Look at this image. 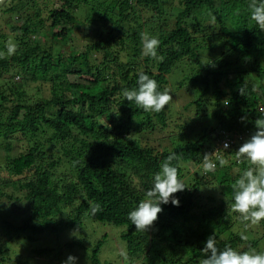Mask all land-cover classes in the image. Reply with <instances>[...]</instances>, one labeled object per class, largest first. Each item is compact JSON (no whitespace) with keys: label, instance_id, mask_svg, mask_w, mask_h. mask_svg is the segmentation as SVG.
<instances>
[{"label":"trees","instance_id":"1","mask_svg":"<svg viewBox=\"0 0 264 264\" xmlns=\"http://www.w3.org/2000/svg\"><path fill=\"white\" fill-rule=\"evenodd\" d=\"M54 1L45 20L40 0H0V264H62L69 255L77 264H200L210 235L220 250L259 247L264 220L255 225L262 232L253 230L232 210V185L254 167L236 151L264 116V30L250 18V0ZM43 22L50 44L33 33ZM142 33L159 39L162 60L143 55ZM77 41L83 49H66ZM9 42L16 45L11 55ZM182 63V79L170 82ZM140 72L161 92L188 86L194 99L183 109L216 124L189 139L187 124L171 116L176 100L158 113L125 100L123 90L137 87ZM250 73L257 81L245 79ZM39 79L45 84L33 90ZM221 137L234 145L204 173L203 154ZM171 152L186 186L175 194L179 206L162 204L154 225L136 231L128 213L146 199ZM95 204L102 210L93 213ZM97 223L122 227V261L101 260L108 233ZM11 243L47 259L24 256Z\"/></svg>","mask_w":264,"mask_h":264},{"label":"clouds","instance_id":"2","mask_svg":"<svg viewBox=\"0 0 264 264\" xmlns=\"http://www.w3.org/2000/svg\"><path fill=\"white\" fill-rule=\"evenodd\" d=\"M248 7L251 20L260 30H264V0H250ZM141 40L144 56L163 59L158 56L157 50L160 46L158 38L142 33ZM7 50L8 55L14 54L16 45L9 42ZM0 58H3V54H0ZM136 83V88H126L122 95L125 100L135 103L145 112L158 113L173 100L167 89L163 92L158 91L157 81L144 72L138 74ZM241 94H243L242 90ZM227 104L226 100L225 105ZM246 119V116L241 117L242 122ZM255 127L257 130L236 151L237 158H246L254 167L246 169L232 185L234 200L232 210L239 213L241 220L249 226L258 225L261 220H264V116L255 120ZM222 139L224 138L216 140L215 147L207 149L203 154L201 165L204 173L215 170L216 165L213 161L218 157L215 151ZM224 147H219V151L231 148L227 143ZM177 159H179L177 153L171 152L161 162L160 170L154 175L153 187L145 193L146 199L141 200L138 206L128 213L127 218L135 225L136 231L146 232L154 225L158 215L163 211L162 204L170 202L173 206H179L180 202L175 194L183 191L186 186L179 177L178 169L173 166L172 162ZM225 163L223 159L220 160L222 166ZM101 210L99 204L92 207L93 213ZM241 239L246 240L247 236L242 235ZM201 253L204 258L200 260V264H264V253H257L255 250L238 252L230 246H225L223 250H220L217 247L215 235L207 238ZM77 260V257L69 255L65 261H62V264H77Z\"/></svg>","mask_w":264,"mask_h":264},{"label":"rangeland","instance_id":"3","mask_svg":"<svg viewBox=\"0 0 264 264\" xmlns=\"http://www.w3.org/2000/svg\"><path fill=\"white\" fill-rule=\"evenodd\" d=\"M40 1H41V7H44L45 10L42 12L41 16L38 17V18H41V19L43 18V19L46 20V19H48L49 15H50V12L48 11L49 10L48 7H50V6L53 7L55 5H59V3L57 1H54V2L51 3V0H40ZM44 1H48L49 4L46 5L44 3ZM37 5H39V3ZM37 5H36V7L33 8L34 9L33 11L31 9V11H29V12L30 13H35V11L37 9ZM33 33H35L34 36H40L42 40H44V41L47 40V41H49V44L51 43L52 36H51V34L49 32L47 33V28H46V23L45 22H43L39 27H37V30H34ZM44 33H47V35L42 36ZM44 44H45V42H44ZM70 44L66 45V49L67 50H71L72 46H74V45H76L77 47H80L81 49L84 48V44H81L80 41H77V43L74 42L71 46H70ZM49 47L50 46L48 45L47 48H49ZM178 67L179 68L177 70V73L175 74L173 72V74L171 75L170 82H172V78H173V79H175V82H173V83H177V81L179 79H182V77H183L182 73L184 72V70L187 71V66H186L185 63H182ZM174 75H175V77H174ZM250 75H252V76H250ZM257 76H258V74H256V73H250L249 76H245L246 77L245 79H250V80H253V81H257V79H256ZM15 79L17 81L22 80L18 76H16ZM39 80H41V79H39ZM39 80H36L35 82L32 83L31 87H32L33 90L37 89L39 85L45 84L42 80H41L42 83H37V82H40ZM3 83H4V80H3ZM3 83L1 82V79H0V88L2 87ZM187 87L184 88V91L183 90L180 91L178 89L175 90L173 86H172V89L170 88V90H172L171 94H172L173 100L177 101V103H172V102L170 103V104H175L176 105L171 110V116H173V119L175 121L179 122L180 124H185V126L187 124V127L183 131V134L188 135L189 139H195L201 134V132L203 131V129L205 127L214 126L216 124V122H214L213 117L212 118H210V117L209 118H205V116H200V117L199 116H195L193 110H191V109L190 110L183 109V107H182L183 104H186V103H188V102H190V101H192L194 99L193 93L191 91L188 92L187 89H186ZM257 90H258V95L262 96L260 90L258 89V86H257ZM44 93H45V95L47 97L51 96V92H50L49 89H47L46 92H44ZM174 126H175V122L171 125V129L172 128L174 129ZM167 132H169V131H165V132H161V133H166L167 134ZM150 137H151L150 141L152 142V144H154L155 146L159 145L160 138L158 139L159 134L157 132H154L153 134H151ZM162 145L163 146L166 145V140L165 139H162ZM190 175H192V177H193L194 174H190ZM219 175H221V173H219ZM14 186L15 185H10L9 189L10 190H14L15 189ZM7 203H9V202H7ZM97 224H98V226L101 227V231L103 233H105V232L108 233V237L106 239V242L104 243V245L102 247V250L100 251L101 260L104 261V262L106 260H109V261H112L114 263L122 261L123 258L126 256V252H127L126 251L127 244L122 240L121 236H119V231H121V229H119V228H122V227H117L115 225H108V224L103 225L101 223H97ZM90 226H91V224L88 223L87 227L89 228ZM98 226L95 228V230L97 232L96 236L99 237L103 233L98 229ZM256 228H257V226H252L253 230H255ZM91 230L92 229H90L88 232L91 233ZM253 230H252V233H253ZM257 230H260V232H262V230H261V228L259 226H258ZM260 235H262V233H260L259 236ZM11 247H12V249L16 248V250H18V251H19V249H21V251L24 252V256L30 254V253L26 252V250H24L22 246H19V244L18 245H13L11 243ZM252 250H255L257 253H263L264 240H261L259 247L254 248ZM30 255L31 256L34 255L33 257L36 260L44 261V260L47 259V257H45V256H38V255L36 256V254L34 252H32V254H30ZM81 264H88V262H85V260H83V262H81Z\"/></svg>","mask_w":264,"mask_h":264},{"label":"built area","instance_id":"4","mask_svg":"<svg viewBox=\"0 0 264 264\" xmlns=\"http://www.w3.org/2000/svg\"><path fill=\"white\" fill-rule=\"evenodd\" d=\"M241 136V135H240ZM242 137V136H241ZM235 140L232 139L231 137H226L222 140H220V144L219 147L221 148H225L224 145L227 143L229 145V147H231L232 145H234ZM219 147L216 149L215 153L219 155L218 151H219ZM213 161V160H212ZM215 164L216 162L213 161Z\"/></svg>","mask_w":264,"mask_h":264}]
</instances>
